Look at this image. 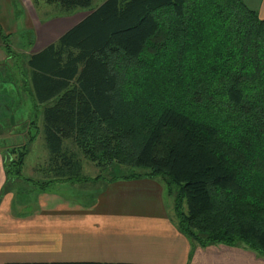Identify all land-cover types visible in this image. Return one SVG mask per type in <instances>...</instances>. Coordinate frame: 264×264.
I'll use <instances>...</instances> for the list:
<instances>
[{"label":"trees","instance_id":"obj_1","mask_svg":"<svg viewBox=\"0 0 264 264\" xmlns=\"http://www.w3.org/2000/svg\"><path fill=\"white\" fill-rule=\"evenodd\" d=\"M45 1L89 9L23 72L57 177L84 179L65 143L77 136L91 160L132 169L110 179H160L194 244L264 257L259 12L245 0ZM26 153L5 157L3 191L22 176Z\"/></svg>","mask_w":264,"mask_h":264},{"label":"crops","instance_id":"obj_2","mask_svg":"<svg viewBox=\"0 0 264 264\" xmlns=\"http://www.w3.org/2000/svg\"><path fill=\"white\" fill-rule=\"evenodd\" d=\"M16 1L0 0V62L8 53L3 38L19 22ZM245 2L264 18V0ZM54 24H34L31 54L74 25L59 30ZM3 78L0 73L2 85ZM4 165L0 146V264H264V257L243 246L194 244L178 228L158 178L104 179L96 191L79 194L64 185L20 200L13 190L3 193Z\"/></svg>","mask_w":264,"mask_h":264},{"label":"rangeland","instance_id":"obj_3","mask_svg":"<svg viewBox=\"0 0 264 264\" xmlns=\"http://www.w3.org/2000/svg\"><path fill=\"white\" fill-rule=\"evenodd\" d=\"M103 1L94 0L93 7ZM21 2L24 6L17 1L12 2L15 18H18L19 22L14 21L3 38V43L8 45L9 50L8 53L4 50L5 58L0 62V73L4 77V85L0 82V137H2L0 146L2 154L5 157L17 159L20 153L27 151L24 157L22 176L16 178L10 185L20 200H27L32 191L55 189V187L64 185L70 186L71 190L78 194L94 192L99 187L100 181L116 175L127 174L132 169L118 164L116 161L108 160L98 163L97 160H91L76 136L66 139L65 143L69 151L75 153V158L82 164L84 179L71 181L58 178L55 160L51 159L50 152L44 142L43 120L41 116L35 114V108L28 89L24 87L23 79L26 61L35 41L34 24L37 23L40 29H46L50 23L52 25L55 23L59 30H65L81 20L89 12V9H76L67 13L58 4H49L45 0L34 2L33 0H21ZM14 4H16L15 7ZM17 11L19 15H16ZM29 39L32 43H29ZM17 108L20 115H17ZM33 136L35 138L30 141ZM3 193L5 194V191ZM174 200V194H165L167 207L171 211L174 208ZM173 215L176 220L175 214Z\"/></svg>","mask_w":264,"mask_h":264}]
</instances>
